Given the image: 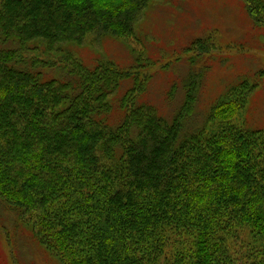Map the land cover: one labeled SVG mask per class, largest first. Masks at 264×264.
<instances>
[{
	"label": "trees",
	"instance_id": "1",
	"mask_svg": "<svg viewBox=\"0 0 264 264\" xmlns=\"http://www.w3.org/2000/svg\"><path fill=\"white\" fill-rule=\"evenodd\" d=\"M242 1L264 29V0ZM151 2L0 1V201L61 264H264V129L235 120L258 82L196 120L192 69L167 116L142 98L140 57L72 50L135 38Z\"/></svg>",
	"mask_w": 264,
	"mask_h": 264
},
{
	"label": "rangeland",
	"instance_id": "2",
	"mask_svg": "<svg viewBox=\"0 0 264 264\" xmlns=\"http://www.w3.org/2000/svg\"><path fill=\"white\" fill-rule=\"evenodd\" d=\"M197 39L211 43V51L195 50ZM72 50L87 65L111 58L128 67L140 57L152 74L142 98L167 116L183 101V79L192 69L205 75L196 120L239 79L257 81L247 109L235 120L264 129V29L254 24L242 0H152L135 38H106L100 44L88 38L86 45ZM39 56L59 60L51 54ZM0 264H61L1 201Z\"/></svg>",
	"mask_w": 264,
	"mask_h": 264
}]
</instances>
